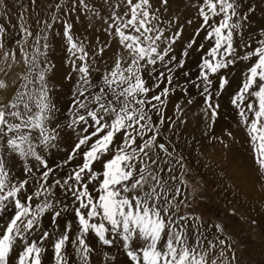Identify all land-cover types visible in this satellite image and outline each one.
<instances>
[{
  "label": "snow or ice",
  "instance_id": "1",
  "mask_svg": "<svg viewBox=\"0 0 264 264\" xmlns=\"http://www.w3.org/2000/svg\"><path fill=\"white\" fill-rule=\"evenodd\" d=\"M158 3L160 7L154 0H102L101 7L108 10L104 31L117 48L112 64H105L103 69L97 64V54L102 57L111 43L105 42L90 54L85 42L73 34V25L63 21L69 61L77 77L66 106L70 115L63 117L67 123L57 116L59 109L50 94V67L46 61L41 67L40 58L46 57L42 49L48 48L47 43L41 46L38 39L31 54L21 46L28 70L19 76L18 85L16 80L10 85L0 79V93H4L0 95V216L12 209L0 229V264H11L14 253V264H42L43 244L50 237H54V264H70L69 243L77 264H91L95 250L88 243L89 234L103 246L120 249L129 264H208L203 250L207 239L202 231L204 222L194 214L180 215L181 206L188 205L180 199L181 189L169 183L177 179L176 165L181 169L186 165L161 132L166 100L175 91L170 87L174 68L184 67V58L194 46L204 50V44H197L196 39L201 32L211 43L201 57L197 80L203 84V111L212 123L220 108L217 98L229 84L223 70L238 60L255 58L231 103L249 134L256 162L264 168V38L256 41L254 49L244 42L241 56L236 39L248 19L241 12L242 0H201L197 5L201 23L177 59L174 46L183 35V27L177 26L178 19L175 23L168 20V25L176 27L174 32L162 26L160 8L166 10L169 0ZM77 4L85 12L100 16L85 0H73L69 11H75ZM249 11L254 9L249 7ZM22 30L27 43L32 33ZM2 31L0 48L4 46ZM9 57L16 62L15 52H6L3 62ZM11 67L8 64V70L0 68V72L7 76ZM218 74L214 93L213 81ZM162 83L166 86L150 95ZM189 83L200 87L196 81ZM177 110H181L179 106ZM173 126L171 122L169 131ZM62 141L71 147L60 165L55 164L54 157ZM10 159L22 163L20 179L12 176ZM73 161L71 171L60 177L62 168ZM35 171L38 178L33 175ZM57 189L60 195L72 198L77 226L74 239L70 237L71 221H65L64 230L59 231L57 221L69 205L59 198ZM45 216L50 217L54 231L44 228ZM214 227L224 231L222 225ZM219 244L226 241L219 240ZM209 246L215 248L216 244L209 241ZM224 254L222 250L220 255ZM115 259V255L106 256L108 261Z\"/></svg>",
  "mask_w": 264,
  "mask_h": 264
},
{
  "label": "rangeland",
  "instance_id": "2",
  "mask_svg": "<svg viewBox=\"0 0 264 264\" xmlns=\"http://www.w3.org/2000/svg\"><path fill=\"white\" fill-rule=\"evenodd\" d=\"M85 2L96 7L100 16L85 12L79 4L75 11H69L73 0H0V30H3L4 45L0 48V68L8 70V64L12 65L7 76L0 72V79H6L10 85L16 80L18 85L19 76L28 70L23 63L21 46L31 54L34 51L33 45L38 39L41 46L47 43L48 48L42 49L46 51V57L40 58V63L41 67H44L46 61L50 67L47 73L48 85L52 99L59 109L57 116L62 123H67L63 117L70 115L66 106L72 99L71 93L75 90L77 78L76 73L72 72L69 61L70 54L63 36V21L73 25V34L85 42L90 54L96 53L98 46L105 42L111 43L112 46L106 49L102 57L97 54V64L101 69L105 64L109 66L112 64L117 51L115 42H111L104 31L106 27L104 20L107 19L108 10L101 7L102 0H85ZM200 2L201 0H169L166 10L160 8L162 26H168V30L174 32L176 27L168 25V20L171 19L175 23L178 19L177 26L183 27V35L174 46L177 59L181 58L183 50L194 38V33L201 23L197 15V5ZM154 4L160 7L158 0H154ZM249 7L254 11H249ZM241 12L248 17L241 35L236 39V44L241 49L239 54L242 56L244 42L251 43L254 49L257 46L256 41L264 38L262 35L264 34V0H242ZM53 17L57 19L54 21ZM189 20L192 21L191 24L187 23ZM22 29H28L32 33L31 37H27V43H24L25 34ZM45 36L46 40L43 39ZM203 37L204 33L201 32L196 39L197 44H204V50L201 51L194 46L189 50V56L184 58V67L174 68L175 76L170 87H174L175 91L171 92L166 100L165 124L161 132L172 142L176 150L175 155L183 157V163L186 165V169L176 165L174 174L177 179L169 183L173 188L181 189L180 199L188 205L181 206L180 215L194 214L204 222L205 227L202 231L207 239L203 241V250L207 252L208 264H212L213 261L216 264H228L229 261L231 264H264V168L256 162L249 134L240 121L238 110L231 103L232 97L242 85L244 73L255 58L252 61L238 60L235 65L223 70L222 74L228 76L229 84L217 98L220 108L215 122L212 123L203 111L206 107L202 94L203 84L197 80L201 57L211 43L205 41ZM6 52H15V63L12 62L11 57L7 63L3 62ZM160 70L164 71L163 68ZM185 72L189 75L185 76ZM68 76H71V79H68ZM189 81H196L200 87ZM152 82L149 81L150 84ZM218 85L219 74L213 81L214 93ZM165 86L166 84L162 83L160 88H156L150 95L158 93ZM189 100L192 102L189 103ZM177 106L181 110H177ZM194 115L199 117L198 120L192 119ZM168 118H171V121ZM181 118L187 119L185 120L187 122L198 123L201 120L196 137L177 125ZM153 120L157 121L158 117L153 115ZM171 122H174V126L169 131ZM70 147L71 145H66L62 141V146L56 150L55 164H64V157ZM8 163L12 176L20 179L22 163L11 159ZM75 163L76 161H73L71 165L63 167L59 176L63 177L65 173L70 172ZM181 173H183L182 177ZM33 175L38 178L39 172L35 171ZM29 179L31 180V177ZM35 187L36 183L32 181V188ZM57 194L64 204L69 205L68 211L57 221L59 231L64 230L65 221H71L70 237L74 239L77 226L71 207L72 198L60 195L59 189ZM11 214L12 209L9 208L6 215L0 216V229H3ZM217 224L223 226V232L214 227ZM43 226L49 231H54L48 216H45ZM91 238H94L95 244L101 247V254L115 255L116 258L124 255L120 249L103 246L96 237L90 236L88 239L92 240ZM53 239L54 237H50L44 241L43 246L46 251L42 254V264H54ZM219 240H225L226 244L220 245ZM209 241L215 243L216 247L211 248ZM222 250L224 256L220 255ZM73 251L72 247L67 249L70 260ZM233 255L236 257L235 260L232 259ZM14 261L15 253L11 258V264H14Z\"/></svg>",
  "mask_w": 264,
  "mask_h": 264
},
{
  "label": "bare ground",
  "instance_id": "3",
  "mask_svg": "<svg viewBox=\"0 0 264 264\" xmlns=\"http://www.w3.org/2000/svg\"><path fill=\"white\" fill-rule=\"evenodd\" d=\"M199 117H196V115L193 116V120H198ZM184 118H181L178 120L177 125H180L182 128L186 129V131L188 133H190L191 135H193V137L195 136V134L198 131V125H201V120L198 121H185L183 120ZM196 124V125H195ZM178 130V128H177ZM179 132V131H178ZM190 136V135H189ZM196 137V136H195ZM90 236H94L92 234H89L88 238ZM95 237V236H94ZM92 239V238H91ZM88 243L90 244V246L95 250L92 253V259H91V264H129L128 259L125 255L123 256H119L115 259V261H108L106 260V256L101 254V247L97 244H95L94 238L92 240L88 239ZM72 247L71 243H69L68 248ZM67 248V249H68ZM70 264H77V261L75 259V254L74 251L71 254V260H70Z\"/></svg>",
  "mask_w": 264,
  "mask_h": 264
}]
</instances>
